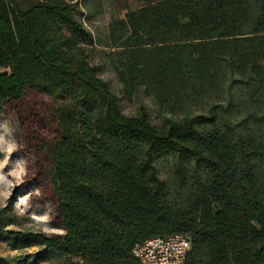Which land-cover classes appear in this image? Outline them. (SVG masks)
Segmentation results:
<instances>
[{"label": "trees", "instance_id": "obj_1", "mask_svg": "<svg viewBox=\"0 0 264 264\" xmlns=\"http://www.w3.org/2000/svg\"><path fill=\"white\" fill-rule=\"evenodd\" d=\"M136 1L103 45L125 96L153 95L160 125L144 107L122 112L75 2L0 0V115L29 89L61 99L47 150L63 230L0 221V238L65 264H142L137 245L184 234L185 264H264V0Z\"/></svg>", "mask_w": 264, "mask_h": 264}, {"label": "rangeland", "instance_id": "obj_2", "mask_svg": "<svg viewBox=\"0 0 264 264\" xmlns=\"http://www.w3.org/2000/svg\"><path fill=\"white\" fill-rule=\"evenodd\" d=\"M71 1L77 4V18L98 42L88 45L89 61L119 96L122 112L134 115L144 107L153 122L160 125L162 112L153 95L141 88L138 96L127 98L109 54L112 49L103 45L113 16H123L127 8L138 6L137 1ZM4 71L9 69L0 66V73ZM60 101L41 90L29 89L22 97L4 103L0 115V221L5 229L41 232L49 236L63 233L47 150L59 132L54 108ZM157 166L161 176L167 177L171 173L168 157L160 158ZM0 256L10 259L8 264H65L63 258L42 255L36 247L16 248L5 238H0Z\"/></svg>", "mask_w": 264, "mask_h": 264}, {"label": "built area", "instance_id": "obj_3", "mask_svg": "<svg viewBox=\"0 0 264 264\" xmlns=\"http://www.w3.org/2000/svg\"><path fill=\"white\" fill-rule=\"evenodd\" d=\"M191 240L184 234L152 237L137 245L135 256L142 264H185Z\"/></svg>", "mask_w": 264, "mask_h": 264}]
</instances>
